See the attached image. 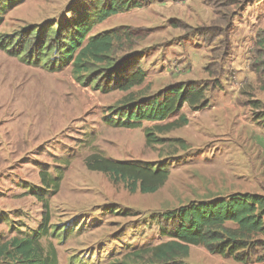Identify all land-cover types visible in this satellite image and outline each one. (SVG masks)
<instances>
[{"label": "rangeland", "instance_id": "obj_1", "mask_svg": "<svg viewBox=\"0 0 264 264\" xmlns=\"http://www.w3.org/2000/svg\"><path fill=\"white\" fill-rule=\"evenodd\" d=\"M74 1L12 0L0 11V38L66 18ZM248 2L252 0H156L93 27L92 34L113 28L135 32L134 52L147 75L141 88L149 94L175 83L218 82L205 94L206 107L193 110L185 104L164 122H143L136 128L105 122L124 92L83 87L70 65L49 71L0 47V246L39 229L45 210L40 195L50 211L40 241L44 248L54 246L58 264H112L140 244L162 240L151 219L154 213L233 192L264 194V143L258 144L259 138L264 141V109L258 124L244 105L249 98L242 89L229 94L234 80L229 31ZM181 116L185 125L155 132L165 140L162 145H146V129ZM246 130L247 140L248 134L241 133ZM91 154L167 165L170 175L154 193H131L106 174L87 169L85 159ZM41 171L61 177L56 193L42 189ZM256 256L262 259L246 264H264V244ZM185 261L231 260L191 246Z\"/></svg>", "mask_w": 264, "mask_h": 264}, {"label": "trees", "instance_id": "obj_2", "mask_svg": "<svg viewBox=\"0 0 264 264\" xmlns=\"http://www.w3.org/2000/svg\"><path fill=\"white\" fill-rule=\"evenodd\" d=\"M154 1L75 0L67 11L68 17L24 27L14 37L0 38V47L11 56L49 71L70 65L74 79L83 87L102 93L124 92L120 105L105 117L111 126L136 128L143 122L161 123L185 104L193 110L206 107L205 94L216 89L218 82L210 86L175 83L149 94L146 88H141L147 75L134 52L138 40L135 32L113 28L91 33L95 25L110 16ZM11 2L0 0V11L10 7ZM248 104L253 110L252 119L259 124L264 105L258 100ZM185 124L184 116L177 122L155 124L145 130L146 145H162L165 140L155 132L161 134ZM177 142L185 146L183 141ZM85 165L89 170L106 174L114 185L121 183L131 193H154L170 175L167 165L117 161L98 154L89 155ZM40 182L44 191L56 193L61 177L41 171ZM39 200L45 207L39 229L31 236H13L1 244L2 263L58 264L54 246L44 248L40 241L49 223L50 211L46 197L40 195ZM151 219L162 240L157 244H140L112 264H189L185 260L191 246H202L210 254L243 264L262 259L256 256V250L264 244V194L233 192L210 200L189 201L154 213Z\"/></svg>", "mask_w": 264, "mask_h": 264}, {"label": "crops", "instance_id": "obj_3", "mask_svg": "<svg viewBox=\"0 0 264 264\" xmlns=\"http://www.w3.org/2000/svg\"><path fill=\"white\" fill-rule=\"evenodd\" d=\"M259 4L262 6L257 8ZM261 9H264V0L248 2L246 10L241 16H237L229 31V69L233 70L234 79L229 82V94H237L242 89L241 93L249 98L244 105L251 110L249 101L258 100L264 105V10L260 12ZM198 55V52H194V56ZM235 133L238 132H233ZM241 133L248 134L245 138L249 139L248 130ZM263 143L259 138L258 144ZM228 259L232 261L231 258ZM231 261L229 264H242Z\"/></svg>", "mask_w": 264, "mask_h": 264}]
</instances>
